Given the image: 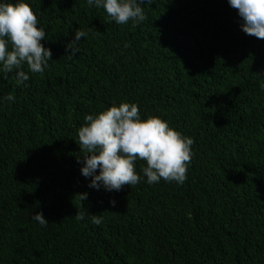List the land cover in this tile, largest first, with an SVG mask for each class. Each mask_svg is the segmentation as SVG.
Listing matches in <instances>:
<instances>
[{
  "label": "trees",
  "instance_id": "16d2710c",
  "mask_svg": "<svg viewBox=\"0 0 264 264\" xmlns=\"http://www.w3.org/2000/svg\"><path fill=\"white\" fill-rule=\"evenodd\" d=\"M24 2L52 55L24 66L27 86L0 77L15 97L0 103V264H264V39L227 0H153L135 26L86 0ZM122 102L193 140L182 185L89 187L78 130Z\"/></svg>",
  "mask_w": 264,
  "mask_h": 264
},
{
  "label": "clouds",
  "instance_id": "9594fccd",
  "mask_svg": "<svg viewBox=\"0 0 264 264\" xmlns=\"http://www.w3.org/2000/svg\"><path fill=\"white\" fill-rule=\"evenodd\" d=\"M89 6L103 8L111 21L135 26L146 19L143 4L153 0H86ZM241 18L242 31L264 39V0H227ZM87 32L77 30L66 44L70 56L79 52L78 42ZM46 32L38 26L36 15L24 0L10 3L0 0V77L7 79L14 73L17 85L27 86L28 72L43 73L51 60V50L41 43ZM10 46V47H9ZM7 94L0 103L14 102ZM85 124L78 130L79 148L83 150L81 175L90 178L89 187L96 190L119 191L124 185H136L146 178L149 185L165 182L183 184L191 160L193 140L172 129L159 117L141 119L138 105L122 102L95 114L84 117ZM142 160L141 174L135 170V162ZM79 162V161H78ZM81 200L86 194H80ZM115 204V201H110ZM83 220L84 214H76ZM32 219L41 226L48 223L42 213ZM93 224L99 226L102 218L91 215Z\"/></svg>",
  "mask_w": 264,
  "mask_h": 264
}]
</instances>
